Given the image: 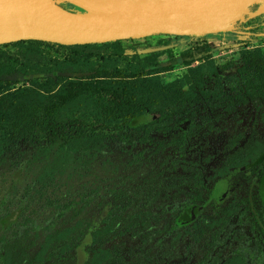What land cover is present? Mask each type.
I'll use <instances>...</instances> for the list:
<instances>
[{"label":"rangeland","instance_id":"1","mask_svg":"<svg viewBox=\"0 0 264 264\" xmlns=\"http://www.w3.org/2000/svg\"><path fill=\"white\" fill-rule=\"evenodd\" d=\"M261 6L213 33L72 46L77 53L1 43L0 67L26 70L12 87L40 88L41 70L75 61L171 90L159 108L119 118L77 149L0 129V264H263L253 223H264V94L239 72L243 52L264 51ZM207 57L216 73L188 83L189 67ZM93 108L86 98L62 117Z\"/></svg>","mask_w":264,"mask_h":264},{"label":"trees","instance_id":"2","mask_svg":"<svg viewBox=\"0 0 264 264\" xmlns=\"http://www.w3.org/2000/svg\"><path fill=\"white\" fill-rule=\"evenodd\" d=\"M59 5L71 11L80 10L75 6L67 8L63 4ZM241 20L238 18L235 21ZM11 42L56 45L68 49L87 46L62 45L31 39ZM73 51L77 53L76 48ZM85 55L92 56L91 53ZM242 58L243 65L239 72L244 78V84L256 92L255 94H264V51L257 49L243 52ZM72 63L74 67L59 66L41 70L40 79L44 83L40 88L12 87L19 83L26 70L0 67V129L6 131L9 136L19 134L37 137L53 150L63 147L77 149L79 142L102 136L103 128L109 127L113 121L123 117L134 118L143 114L145 109L159 108L171 90H167L170 84L151 83L144 74L121 75L120 72H115L108 75L104 67H88L75 61ZM212 70L216 73L213 61L207 57L201 64L189 67L186 81L190 84L198 83L204 75L212 76ZM108 77L110 79H107ZM175 83L177 82L173 84ZM179 96L180 89L175 87L171 91V97ZM86 98H92L94 101L93 110L63 119L65 111ZM1 135L3 134L0 133V140L4 139ZM261 161L258 180L264 195V158ZM253 225L261 239V251L264 256V223L261 225L254 221ZM230 262L243 264L239 257L230 259Z\"/></svg>","mask_w":264,"mask_h":264},{"label":"water","instance_id":"3","mask_svg":"<svg viewBox=\"0 0 264 264\" xmlns=\"http://www.w3.org/2000/svg\"><path fill=\"white\" fill-rule=\"evenodd\" d=\"M79 11L51 0H0V27L21 24L19 39L82 45L151 34L199 35L242 18L263 0H66ZM264 12V6L259 11ZM257 13V12H256Z\"/></svg>","mask_w":264,"mask_h":264},{"label":"bare ground","instance_id":"4","mask_svg":"<svg viewBox=\"0 0 264 264\" xmlns=\"http://www.w3.org/2000/svg\"><path fill=\"white\" fill-rule=\"evenodd\" d=\"M103 4L118 3L120 0H96ZM25 35V31L21 24H9L0 27V44L9 42L12 40H17Z\"/></svg>","mask_w":264,"mask_h":264},{"label":"crops","instance_id":"5","mask_svg":"<svg viewBox=\"0 0 264 264\" xmlns=\"http://www.w3.org/2000/svg\"><path fill=\"white\" fill-rule=\"evenodd\" d=\"M234 22H236V21H234ZM237 23H240V21H237Z\"/></svg>","mask_w":264,"mask_h":264},{"label":"flooded vegetation","instance_id":"6","mask_svg":"<svg viewBox=\"0 0 264 264\" xmlns=\"http://www.w3.org/2000/svg\"><path fill=\"white\" fill-rule=\"evenodd\" d=\"M65 4V6H66V3H64ZM67 7V6H66Z\"/></svg>","mask_w":264,"mask_h":264}]
</instances>
